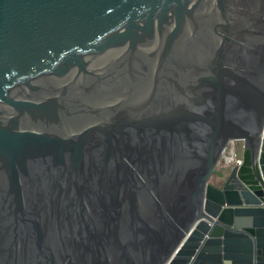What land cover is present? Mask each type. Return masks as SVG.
<instances>
[{
  "label": "water",
  "instance_id": "water-1",
  "mask_svg": "<svg viewBox=\"0 0 264 264\" xmlns=\"http://www.w3.org/2000/svg\"><path fill=\"white\" fill-rule=\"evenodd\" d=\"M0 264H264V0H0Z\"/></svg>",
  "mask_w": 264,
  "mask_h": 264
},
{
  "label": "trees",
  "instance_id": "trees-1",
  "mask_svg": "<svg viewBox=\"0 0 264 264\" xmlns=\"http://www.w3.org/2000/svg\"><path fill=\"white\" fill-rule=\"evenodd\" d=\"M239 174L244 180H248L252 176L249 153L247 150L243 152V162Z\"/></svg>",
  "mask_w": 264,
  "mask_h": 264
},
{
  "label": "rangeland",
  "instance_id": "rangeland-1",
  "mask_svg": "<svg viewBox=\"0 0 264 264\" xmlns=\"http://www.w3.org/2000/svg\"><path fill=\"white\" fill-rule=\"evenodd\" d=\"M232 148V149H231ZM234 151L238 154H240L241 152V141H232L230 142L229 146L227 147V149L225 150V155L227 156V154H229V152ZM222 164V162H221ZM221 164L219 162V164L217 165V167L214 169V172L210 178V182H214V178L217 176L216 174L219 173L220 168H221Z\"/></svg>",
  "mask_w": 264,
  "mask_h": 264
},
{
  "label": "built area",
  "instance_id": "built-area-1",
  "mask_svg": "<svg viewBox=\"0 0 264 264\" xmlns=\"http://www.w3.org/2000/svg\"><path fill=\"white\" fill-rule=\"evenodd\" d=\"M227 158H228V160L225 163V166H227V165H230V166L237 165V166L240 167L242 165L243 158H242L241 153L238 154V153H236L234 151H231V152H229Z\"/></svg>",
  "mask_w": 264,
  "mask_h": 264
},
{
  "label": "crops",
  "instance_id": "crops-1",
  "mask_svg": "<svg viewBox=\"0 0 264 264\" xmlns=\"http://www.w3.org/2000/svg\"><path fill=\"white\" fill-rule=\"evenodd\" d=\"M229 144H230V143H228L227 147L229 146ZM227 147H226V149H227ZM226 149H225V150H226ZM231 149H232V148H231ZM227 156H228V154H227ZM227 156L225 155V151H224V154L222 155L221 160H220V164H221V162H222V164H221V168H222L223 166H225V163H226L227 160H228ZM221 168H220V169H221ZM214 180H215L214 182H211L212 184H214V185L219 184V180H218V177H217V176L214 178Z\"/></svg>",
  "mask_w": 264,
  "mask_h": 264
},
{
  "label": "flooded vegetation",
  "instance_id": "flooded-vegetation-1",
  "mask_svg": "<svg viewBox=\"0 0 264 264\" xmlns=\"http://www.w3.org/2000/svg\"><path fill=\"white\" fill-rule=\"evenodd\" d=\"M243 152H244V150H243V148H242V143H241V155H242V158H243ZM241 167V166H240Z\"/></svg>",
  "mask_w": 264,
  "mask_h": 264
}]
</instances>
